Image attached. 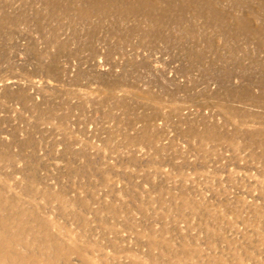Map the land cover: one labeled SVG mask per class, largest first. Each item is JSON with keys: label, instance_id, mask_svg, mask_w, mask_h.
<instances>
[{"label": "rangeland", "instance_id": "374dc122", "mask_svg": "<svg viewBox=\"0 0 264 264\" xmlns=\"http://www.w3.org/2000/svg\"><path fill=\"white\" fill-rule=\"evenodd\" d=\"M0 264H264V3L0 0Z\"/></svg>", "mask_w": 264, "mask_h": 264}, {"label": "bare ground", "instance_id": "6f19581e", "mask_svg": "<svg viewBox=\"0 0 264 264\" xmlns=\"http://www.w3.org/2000/svg\"><path fill=\"white\" fill-rule=\"evenodd\" d=\"M242 0H239V2H241ZM95 2V1H94ZM260 2L261 3H264V0H260ZM130 3V2H129ZM216 5V4H215ZM236 6V5H235ZM218 10V9H217ZM208 14V13H207ZM210 15V14H209ZM208 15V16H209ZM222 20L221 21H226V20H228L227 18H226V15L227 14H225L223 11H222ZM230 17V16H229ZM232 17V16H231ZM239 16H237V17H232V19L234 18V20H236L237 22H240V24L241 25H243L244 27H242L244 30H247L248 31V25L251 23V21L246 17H239ZM230 23V22H229ZM243 29H241V30H243ZM250 31V30H249ZM229 32V31H228ZM251 32V31H250ZM246 33H248V32H246ZM258 33V32H257ZM254 34V33H253ZM256 34V33H255ZM251 35V34H250ZM252 36V35H251ZM253 37V36H252ZM253 38H255V37H253ZM262 48V47H261ZM254 77V76H253ZM251 80V79H250ZM248 84V83H247ZM246 87V86H245ZM250 88V87H249ZM250 90H251V88H250ZM238 92V91H237Z\"/></svg>", "mask_w": 264, "mask_h": 264}]
</instances>
